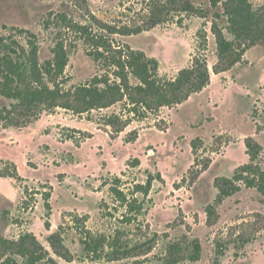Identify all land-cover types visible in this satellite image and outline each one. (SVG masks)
I'll use <instances>...</instances> for the list:
<instances>
[{
	"label": "rangeland",
	"instance_id": "rangeland-1",
	"mask_svg": "<svg viewBox=\"0 0 264 264\" xmlns=\"http://www.w3.org/2000/svg\"><path fill=\"white\" fill-rule=\"evenodd\" d=\"M192 1L205 18L185 11L178 22V15L171 19L175 15L171 13L165 24L117 37L156 58L159 75L166 79L190 66L197 54L205 55L211 82L188 101L149 114L142 121L135 118L114 139V129L101 120L102 111L91 115L57 108L43 112L26 127L2 123L0 153L7 151L20 159L26 175L21 173V182L0 176V235L18 238L33 232L61 264H157V255L164 252L166 243L182 240L184 234L199 237L203 251L200 261L182 264H264V195L244 187L219 206L220 219L213 226L206 223L204 211L217 195L215 178L232 176L249 162L245 139L253 135L264 146V41L251 47L249 41L241 42L248 47L244 60L230 70L215 72L213 22L233 38L223 3L214 8L210 0ZM249 1L255 9L264 5V0ZM184 3L181 0L179 8ZM146 6V0H0V34L25 45L30 32L34 33L44 62L52 57L56 43L53 14L65 12L77 20L90 13L109 22L139 20V12ZM17 28L29 31L21 34ZM72 39V35L67 39V86L86 82L97 72L82 42ZM4 103L0 98V107ZM133 129L139 131L138 139L126 142ZM198 137L203 143L195 151L192 142ZM136 158L140 166L134 167L131 164ZM8 160L15 161L0 157V170ZM261 161L264 168V154ZM117 178L125 193L145 203L142 212L131 215L132 222H123L126 209L113 192ZM150 179L148 194H132L138 184L145 185ZM18 185L19 200L7 199L5 195L11 192L14 196ZM78 216L85 218L78 220ZM60 226L65 244L75 254L72 263L57 256L48 241ZM84 226L94 233L119 236L124 243L155 233L158 238L147 256L92 262L83 253Z\"/></svg>",
	"mask_w": 264,
	"mask_h": 264
},
{
	"label": "trees",
	"instance_id": "trees-1",
	"mask_svg": "<svg viewBox=\"0 0 264 264\" xmlns=\"http://www.w3.org/2000/svg\"><path fill=\"white\" fill-rule=\"evenodd\" d=\"M185 1L179 8L181 0H146L147 6L140 10L139 20L118 19L109 22L94 13L77 20L65 12L53 14L57 23L54 25L58 30L56 43L52 48V57L44 62L40 60V46L34 33L30 32L25 45L0 34V98L6 101L0 107V126L7 123L18 128L26 127L38 120L43 112L57 108L76 114L93 115L102 111L101 120L114 129L115 134L111 135L114 139L135 118L142 121L149 114L159 113L166 107L172 108L186 102L192 94L202 91L211 82V71L205 55L197 54L190 66L181 69L175 78L166 79L159 75V61L156 58L134 49L128 43H122L117 38L140 34L165 24L171 13L175 14L171 19L178 15V22L183 20L184 16L181 15L185 11L191 12V15L206 17L202 9L194 7L192 0ZM210 2L214 8L223 3V14L229 24L228 31L233 36L228 37L220 24L213 22L217 44L214 71L219 73L232 69L244 60L248 47H243L241 42L249 41L251 47L264 41V5L255 9L249 0ZM170 3L177 6L170 8ZM216 17L220 18L221 14L216 13ZM47 24L50 26V22ZM17 31L22 34L29 30L17 28ZM70 35L85 46L97 72L86 82L67 86L69 77L66 75V68L70 58L67 39ZM138 137L139 131L133 129L126 142H134ZM199 143H203L200 137L192 142L195 151L199 149ZM245 143L249 162L239 166L232 176H217L214 180L217 195L213 202L204 207L206 223L209 226L215 225L220 219L219 206L244 187L255 188L264 195V168L261 161L264 146L254 136H248ZM131 165L140 166V160L136 158ZM209 166L210 162L204 164L201 171H206ZM0 176L20 182L24 180L13 160L6 162L5 169L0 170ZM158 177L160 178V174ZM151 180L145 185L138 184L132 194H148ZM121 183V178H117L115 185L118 186L113 187V192L118 196L117 201L126 209L123 222H132L134 218L131 215L142 212L145 203L137 198L132 199L121 189ZM51 195L47 194L48 199ZM47 207L50 208L49 203ZM102 208L101 205V211ZM83 218L85 217L78 216V220ZM183 223V220L179 222L181 225ZM50 227V222H47V228ZM59 228L49 235L48 241L57 256L72 263L76 260L75 254L65 244L62 226ZM82 233L84 257L92 262L147 256L155 247L158 238L155 233L153 237L124 243L119 236L94 233L86 226ZM202 251L203 245L199 237L184 234L182 240L166 243L164 252L157 255V264H182L186 261L196 263L201 260ZM0 264L61 263L35 233L27 232L18 238L0 235ZM79 264L85 263L83 261Z\"/></svg>",
	"mask_w": 264,
	"mask_h": 264
},
{
	"label": "crops",
	"instance_id": "crops-1",
	"mask_svg": "<svg viewBox=\"0 0 264 264\" xmlns=\"http://www.w3.org/2000/svg\"><path fill=\"white\" fill-rule=\"evenodd\" d=\"M189 100V99H188ZM187 100V101H188ZM250 136H253V135H250ZM255 137V136H254ZM257 139V138H256ZM258 140V139H257ZM259 141V140H258ZM0 157H12L17 163H18V165H19V170H20V173H22V175L23 174H25V173H23V171H22V167H21V162H20V159H19V161H18V158L14 155V154H11V153H8L7 151H5L3 154H1L0 153ZM26 175V174H25ZM14 181V180H13ZM19 185H18V188L16 187L15 189H17L15 192H14V196H13V193H11V192H8L7 193V195H5L6 196V198L8 197L9 199H11V200H19V198H20V195H21V193L19 192ZM21 189H22V187H21ZM7 198V199H8Z\"/></svg>",
	"mask_w": 264,
	"mask_h": 264
}]
</instances>
